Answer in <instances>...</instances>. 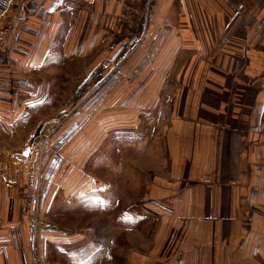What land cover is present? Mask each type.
<instances>
[{"label":"crops","instance_id":"crops-1","mask_svg":"<svg viewBox=\"0 0 264 264\" xmlns=\"http://www.w3.org/2000/svg\"><path fill=\"white\" fill-rule=\"evenodd\" d=\"M143 3L145 0H16L0 25V55L9 52L17 73L19 66L39 71L59 66L47 64L50 51L58 46L65 54L82 58L84 50L96 46L100 37L113 36L116 27H122L119 36L148 35L139 23L140 7H132ZM152 3L154 17L162 20L156 26L163 36L158 50L190 52V59L188 69L175 78L177 102L166 135L169 167L164 175L151 176L155 184L148 188L151 208L160 218V226L166 228L164 238L171 244L166 250L171 255L165 256L160 245L151 261L264 264V128L259 125L264 103V0ZM128 8L139 12L131 16ZM1 67L0 60V83L19 86L9 92L10 101L42 99L49 94L20 90L19 77L7 78ZM111 98L117 101L111 105L113 110L122 108L125 97L115 93ZM85 136L76 123L62 124L53 132L52 145L57 139H69L67 144L73 146L41 157V215L50 210L51 190L57 196L58 190L71 193L91 186L73 172L66 176L69 171L64 168L69 159L74 164L82 154ZM24 164L26 168L21 167ZM29 180H36L32 153L0 157V264L25 261V228L29 226L20 223L21 213L17 219L19 202L15 199L11 205L10 198L5 199L4 183L24 186ZM8 204L16 211V218L10 221L6 219ZM51 234L42 233L48 243H57ZM41 239L33 242L44 245Z\"/></svg>","mask_w":264,"mask_h":264},{"label":"rangeland","instance_id":"rangeland-1","mask_svg":"<svg viewBox=\"0 0 264 264\" xmlns=\"http://www.w3.org/2000/svg\"><path fill=\"white\" fill-rule=\"evenodd\" d=\"M152 1L132 6L140 7L139 23L148 35L123 37L117 35L122 27H116L113 36L100 37L96 46L84 50L82 58L65 54L58 46L47 61L59 63L58 67L30 72L19 66L18 74L9 52L0 55L4 75L18 76L20 90L49 93L42 99L10 101L9 92L18 84L11 88L9 83H0V157L34 155L36 180L15 187L4 183L5 199L10 198L11 205L15 199L19 202L17 219L21 213L20 223L29 226L25 228L28 246L23 264H153L151 259L155 261L160 245L165 256L171 255L166 250L171 246L164 238L166 228L160 226V218L151 208L148 188L153 183L151 176L163 174L169 167L166 135L177 102L175 78L188 69L190 52L158 50L163 36L156 26L162 20L154 17ZM136 12L139 10H127L131 16ZM166 26L162 25L169 28ZM115 93L125 98L122 108L113 110L111 105L117 101L109 97ZM11 108L17 111L12 113ZM74 123L86 136L75 165L67 157L66 176L73 172L91 186L71 193L58 190L57 196L51 190L50 210L41 215L42 158L73 146L67 144L69 139H57L52 145L50 138L60 125ZM123 124L124 129L120 128ZM7 209L6 219H15V209L9 204ZM43 232L53 233L57 243H48ZM39 237L44 245L33 242Z\"/></svg>","mask_w":264,"mask_h":264},{"label":"built area","instance_id":"built-area-1","mask_svg":"<svg viewBox=\"0 0 264 264\" xmlns=\"http://www.w3.org/2000/svg\"><path fill=\"white\" fill-rule=\"evenodd\" d=\"M13 2L14 0H0V19L7 13V9H9ZM259 125L264 128V103L260 114Z\"/></svg>","mask_w":264,"mask_h":264}]
</instances>
